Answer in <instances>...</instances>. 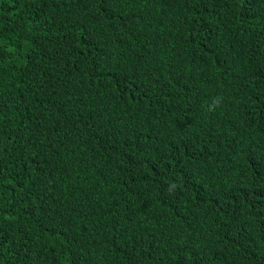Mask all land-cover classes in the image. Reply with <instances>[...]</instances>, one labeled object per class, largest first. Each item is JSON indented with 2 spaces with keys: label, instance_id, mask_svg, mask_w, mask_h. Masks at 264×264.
Listing matches in <instances>:
<instances>
[{
  "label": "trees",
  "instance_id": "16d2710c",
  "mask_svg": "<svg viewBox=\"0 0 264 264\" xmlns=\"http://www.w3.org/2000/svg\"><path fill=\"white\" fill-rule=\"evenodd\" d=\"M0 264H264V0H0Z\"/></svg>",
  "mask_w": 264,
  "mask_h": 264
}]
</instances>
